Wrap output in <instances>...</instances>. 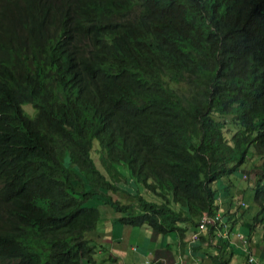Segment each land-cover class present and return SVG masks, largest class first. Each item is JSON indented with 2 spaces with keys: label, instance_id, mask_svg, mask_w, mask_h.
<instances>
[{
  "label": "trees",
  "instance_id": "16d2710c",
  "mask_svg": "<svg viewBox=\"0 0 264 264\" xmlns=\"http://www.w3.org/2000/svg\"><path fill=\"white\" fill-rule=\"evenodd\" d=\"M252 157L264 226V0H0V264L91 262L102 205L194 228Z\"/></svg>",
  "mask_w": 264,
  "mask_h": 264
},
{
  "label": "crops",
  "instance_id": "0c3cea01",
  "mask_svg": "<svg viewBox=\"0 0 264 264\" xmlns=\"http://www.w3.org/2000/svg\"><path fill=\"white\" fill-rule=\"evenodd\" d=\"M247 163L248 160L240 166V172ZM227 177H223L226 184L212 185L217 205L214 212H218L227 224L226 230L215 232L214 235L211 233L212 236H209L208 232H201L196 240H191L195 227L190 226L184 231L172 230L161 234L152 231L146 224H120L116 219L121 217V213L102 205L99 209L102 228L97 227L92 233H98L101 237H96L95 242H92L95 245L92 261L83 264H218L215 259L217 253H221L223 257L227 256V264H244L249 254L256 259H264V226L262 222L252 221L258 206L252 198L249 199L245 193L238 190L239 186L235 187L229 183ZM260 181L261 178L258 183ZM255 184L256 182H249L246 186L252 189ZM117 186L119 189L111 193V196L120 203L132 202V197L130 201H126L127 197L130 198L127 193H132L125 192L129 191L126 188L123 191L120 185ZM140 189L145 190L142 187ZM138 191L142 196L140 190ZM143 198L146 199L145 196ZM238 202L242 204L238 206ZM177 225L181 228L185 226L182 223ZM238 235L242 236L241 239ZM141 241L144 244H141ZM134 242L136 245H133Z\"/></svg>",
  "mask_w": 264,
  "mask_h": 264
},
{
  "label": "rangeland",
  "instance_id": "374dc122",
  "mask_svg": "<svg viewBox=\"0 0 264 264\" xmlns=\"http://www.w3.org/2000/svg\"><path fill=\"white\" fill-rule=\"evenodd\" d=\"M22 108L23 110L28 113V114H31L32 112L30 111V106L25 104V105H22ZM224 126H228L227 124H225ZM224 135L226 137L227 140L230 139V136L233 132L232 128H225L224 130ZM91 158L93 160V162L95 163L96 166H98V163H97V157L94 156L93 153H91ZM254 159L257 160L255 157H252L251 159H248V163L247 164H244L243 165V170L241 171L242 172V177L240 178V169L241 167L238 169L237 172H234L233 174L229 175L226 179L229 181V183H231L232 185H234L235 187H240L238 188V190H240V192L242 193H245V195L248 196L249 199L252 198V189H249L247 186H246V183H249V182H252L254 184V182L257 183L258 181V178L260 177V170L257 169V167H255L253 164L254 162ZM97 160V161H96ZM119 168L120 171H123V172H126L124 173L123 175V180L127 182L128 186L127 185H124V184H120L118 182L115 183V185H120L124 190V188L128 189L129 191H125V192H130V193H133L135 190H140V193H142L145 197H146V200L148 201H156L158 202L159 199L156 197L155 194H149L147 193L145 190H141L140 189V185L135 183V182H131L132 178L130 175H128L127 171L123 168V165H118L117 166ZM98 170H100L102 173L104 172L103 169L101 168V166L98 168ZM122 179L120 178V181ZM213 184H217V185H221V184H226V181L224 180V178L222 180H215L211 183V185ZM244 187V189H243ZM118 195V193H117ZM121 195H125V194H121ZM142 195V196H143ZM143 196V197H144ZM131 200V197L126 199V201H130ZM123 201V200H121ZM249 213V212H248ZM106 222V220H104V223ZM100 228H102V226H100ZM259 228V227H258ZM126 239H127V233H126ZM135 241V240H134ZM141 244H144L143 241L140 242ZM133 245H136L135 242L133 243Z\"/></svg>",
  "mask_w": 264,
  "mask_h": 264
},
{
  "label": "built area",
  "instance_id": "2783aa9c",
  "mask_svg": "<svg viewBox=\"0 0 264 264\" xmlns=\"http://www.w3.org/2000/svg\"><path fill=\"white\" fill-rule=\"evenodd\" d=\"M219 219L217 213L212 214H202L198 217L196 222L195 231L191 234V240H196L198 234L201 232H206L209 227L215 228V222ZM241 239V235H238ZM244 264H264L260 259L254 258L252 255H247Z\"/></svg>",
  "mask_w": 264,
  "mask_h": 264
}]
</instances>
